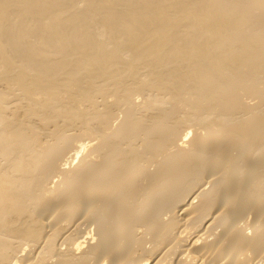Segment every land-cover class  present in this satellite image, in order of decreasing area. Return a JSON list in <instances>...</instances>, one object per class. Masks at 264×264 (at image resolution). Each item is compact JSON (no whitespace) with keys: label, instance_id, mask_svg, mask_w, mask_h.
Segmentation results:
<instances>
[{"label":"bare ground","instance_id":"bare-ground-1","mask_svg":"<svg viewBox=\"0 0 264 264\" xmlns=\"http://www.w3.org/2000/svg\"><path fill=\"white\" fill-rule=\"evenodd\" d=\"M0 264H264V0H0Z\"/></svg>","mask_w":264,"mask_h":264}]
</instances>
